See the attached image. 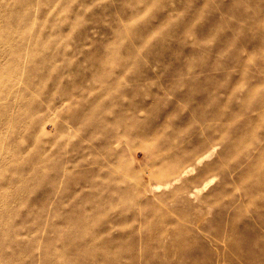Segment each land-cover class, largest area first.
I'll list each match as a JSON object with an SVG mask.
<instances>
[{
  "label": "rangeland",
  "instance_id": "obj_1",
  "mask_svg": "<svg viewBox=\"0 0 264 264\" xmlns=\"http://www.w3.org/2000/svg\"><path fill=\"white\" fill-rule=\"evenodd\" d=\"M168 3L176 7L180 0ZM193 3L195 0L187 7ZM147 11L159 13L166 8L153 4ZM173 19L170 16L162 23L160 31ZM113 20L125 30L137 23L132 9L121 6L117 10L114 0H0V243L23 251L41 242L37 233H43L44 243L58 238L52 231L61 227V221L45 227V210L51 202L37 205L34 201L57 178L54 169L60 164H76L100 154L107 163L89 160L77 171L98 168L93 179L116 180L113 188L135 187L140 173L132 151L139 144L151 145L143 138L125 135V124L138 112L136 101L149 96L151 88L162 87L159 82L170 74L171 87L185 88L186 101L204 97L202 112L207 115L216 110L209 128L224 129L214 132L216 139L207 138L193 153H185L186 160L192 157L185 173H192L196 160H207L225 144L231 145L216 168L190 181V186L208 187L214 176L231 174L240 160L246 161L245 166L255 163L238 181L215 191L213 199H238L250 185H264V102L257 104L264 96V82H257L247 64L226 67L224 52L212 66L207 62L208 53L200 49H210L220 29L192 45L196 51L185 58L182 49L166 57L173 41L161 42L151 59L157 77L142 83V67L149 63L146 57L141 60L144 49H138V56L129 60L126 42L114 40L100 58L90 57L80 46L77 37L84 29L111 31ZM214 22L215 16H211L200 25L201 35ZM150 46L151 41L146 40L144 48ZM120 172L123 177L113 175Z\"/></svg>",
  "mask_w": 264,
  "mask_h": 264
},
{
  "label": "clouds",
  "instance_id": "obj_2",
  "mask_svg": "<svg viewBox=\"0 0 264 264\" xmlns=\"http://www.w3.org/2000/svg\"><path fill=\"white\" fill-rule=\"evenodd\" d=\"M114 2L117 10L121 6L132 9L137 23L127 30L116 20L111 22V31L84 29L77 39L90 57H102L114 40L126 42L129 60L138 56V49H144L141 60L146 57L149 63L142 67L139 78L143 83L157 77L151 59L161 42L173 41L166 57L182 49L185 58L196 51L192 45L219 28L213 46L200 49L208 53L207 62L212 66L224 52L226 67L247 64L257 82H264V0H195L190 8L191 0H180L176 7L169 6L168 0ZM153 4H163L166 11L149 13ZM170 16L174 19L160 31ZM211 16H215L214 24L201 35L198 27ZM146 40L151 46L144 48ZM159 83L162 87L151 88L149 96L136 101L138 112L125 124V135L143 138L151 145L139 144L132 151L140 173L136 186L113 188L116 180L93 179L98 168L77 171L89 160L107 163L100 154L76 164H60L54 169L57 178L34 201L37 205L51 202L45 210V227L61 221V227L52 231L58 238L44 243L43 233H37L41 242L23 251L0 243V264H264V185H250L238 199H213L215 191L238 181L255 160L247 166L240 160L232 166L231 174L214 176L206 188L190 186V181L215 169L231 145L225 144L207 160H196L192 173L186 174L185 165L192 157L186 160L185 153H193L207 138L216 139L214 132L224 129L209 128L216 110L207 115L202 112L204 97L186 101L185 88L171 87V74ZM262 102L264 96L257 104ZM132 126H137L135 131H130ZM113 175L119 178L124 173ZM212 185L216 187L209 191Z\"/></svg>",
  "mask_w": 264,
  "mask_h": 264
}]
</instances>
